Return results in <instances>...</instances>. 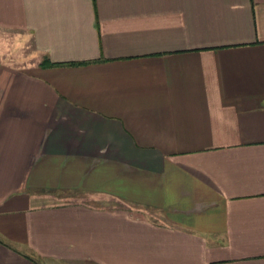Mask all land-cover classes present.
Instances as JSON below:
<instances>
[{"label":"crops","instance_id":"crops-1","mask_svg":"<svg viewBox=\"0 0 264 264\" xmlns=\"http://www.w3.org/2000/svg\"><path fill=\"white\" fill-rule=\"evenodd\" d=\"M0 264H264V0H0Z\"/></svg>","mask_w":264,"mask_h":264},{"label":"trees","instance_id":"trees-1","mask_svg":"<svg viewBox=\"0 0 264 264\" xmlns=\"http://www.w3.org/2000/svg\"><path fill=\"white\" fill-rule=\"evenodd\" d=\"M47 65H49V64L47 63Z\"/></svg>","mask_w":264,"mask_h":264}]
</instances>
